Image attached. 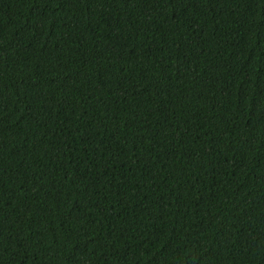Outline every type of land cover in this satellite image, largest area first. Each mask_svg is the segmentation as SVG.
<instances>
[{
	"label": "trees",
	"instance_id": "obj_1",
	"mask_svg": "<svg viewBox=\"0 0 264 264\" xmlns=\"http://www.w3.org/2000/svg\"><path fill=\"white\" fill-rule=\"evenodd\" d=\"M0 264H264V0H0Z\"/></svg>",
	"mask_w": 264,
	"mask_h": 264
}]
</instances>
